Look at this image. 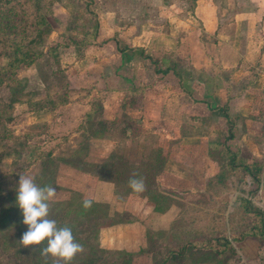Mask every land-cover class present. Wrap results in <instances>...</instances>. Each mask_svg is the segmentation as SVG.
I'll use <instances>...</instances> for the list:
<instances>
[{"label": "crops", "instance_id": "0c3cea01", "mask_svg": "<svg viewBox=\"0 0 264 264\" xmlns=\"http://www.w3.org/2000/svg\"><path fill=\"white\" fill-rule=\"evenodd\" d=\"M80 1L74 3L82 6L85 29L71 26L63 35L72 37L58 41L52 35L62 33L52 29L48 37L49 46L63 42L57 63L64 84L42 108L45 127H33L35 138H49V161L56 162L52 187L64 196L57 202L78 206L79 200H92L101 224L97 248L130 254L129 264L160 262L179 246L218 237L231 242L234 258L192 253L174 264H264L263 241L239 237L242 199L250 200L251 181L241 170L229 171L224 151L225 146L243 159L264 161V0H237L235 11L225 8L233 0ZM189 5L193 11L171 9ZM77 89L85 93L71 99ZM60 94L66 95L63 104ZM229 95L227 119L221 106ZM94 103L100 112L92 123L83 122ZM229 133L232 138L224 142ZM69 136L80 141L63 150ZM153 152L161 153L157 185L169 197L163 213L153 211L144 191L121 192L117 182L69 163L73 156L75 163L103 165L112 157L114 166L141 168L156 165ZM61 170L72 174L68 183L89 180L91 187L66 192L58 184Z\"/></svg>", "mask_w": 264, "mask_h": 264}, {"label": "rangeland", "instance_id": "374dc122", "mask_svg": "<svg viewBox=\"0 0 264 264\" xmlns=\"http://www.w3.org/2000/svg\"><path fill=\"white\" fill-rule=\"evenodd\" d=\"M60 1L62 4L58 5L59 3H55L51 8V12L48 14V21L52 29H54V32L57 34L62 33V35H52V39H57V41L62 37H72V35H63V33L68 31L69 27L72 26L73 29L79 30L82 26L85 29V23H87L83 20L84 12L82 6L77 7L72 0ZM221 1L222 3H227L226 0ZM236 1L233 0L230 6L225 5V8L228 11L238 10L239 7L234 5ZM190 7V5L184 7L173 6L171 9L179 10L181 8V11L184 12L187 9L189 10ZM66 29L67 31L64 32ZM47 39L48 41L46 40L42 44L38 41L33 47L38 50H46V47L49 46V38ZM62 54L64 55L63 52ZM64 61H68V59L65 58L63 59ZM57 62L58 60L56 61L53 56L45 55L32 67L21 70L18 73L17 82L11 81L6 86L1 87L0 97L3 106L0 104V129L5 127L14 134V137L9 139L7 144H5V141L0 140V153L4 154V157L0 160V214L6 207L8 208L15 203L14 201L11 202L9 197L13 195L17 197L16 190L20 175L33 177L35 183L40 187L49 186L51 177L49 178V157L46 156L47 151H49V138H44V141L47 139L44 142L45 145L43 144L41 147H38L37 144L43 141L30 137H35L33 136L36 133L33 132L36 130L33 128L35 125L41 126V128L45 127L43 123L48 116L47 112L42 110V108L48 105L49 94H53L56 91L59 92L61 85L64 84L62 79L63 72L58 68L60 62ZM84 93L85 90L77 89L75 93L72 92L70 98L75 99L76 97H81ZM35 112H38L36 113L37 118L36 115H31V113L35 114ZM69 137V140L64 143L65 145H62L63 150L71 149L72 146L77 147V143L80 141L77 136ZM42 147L43 149H41ZM65 154H69V152ZM13 170H17L16 176L8 175V172ZM142 170H144L143 167H141ZM154 171H147L141 174L145 188L151 182L157 183L156 175L153 174ZM68 173L69 170H61L60 175L62 177L58 181L59 186L65 189L66 192H73L69 188L72 187L75 191H80L79 193L81 194V190L85 186L87 188L91 187L89 180L83 183L75 182L73 185L68 183L67 179H65L66 176L68 178L73 177L72 174ZM240 181H243V179ZM59 192L49 202V219L58 215L59 210L69 209V207H65L66 204L64 201L57 202L56 199L64 197L62 195L63 191ZM10 214V217H13L11 219L12 221L2 222L0 224V264H64L63 261H58L51 256L41 255V249L46 246V243L40 246L23 247L20 244V239L23 233L27 231V226L22 222V212L17 208ZM69 218L70 216L66 217L65 222L68 221L69 223ZM199 219L200 223H202L205 218L201 215ZM238 221L243 224V217L238 218ZM90 223L92 225L90 232L89 227H87L88 224L81 222V220L75 223L77 228L75 231L76 236H74L77 240L75 241L82 244L84 250L82 253L76 255L73 261H71V264H125L127 259L124 256L101 252V250L96 248V241L93 238V228L95 225L93 224V220ZM151 250H155L154 254L157 257L159 250L156 251L154 246H152ZM145 264H156V262L151 263L150 258H147Z\"/></svg>", "mask_w": 264, "mask_h": 264}, {"label": "trees", "instance_id": "16d2710c", "mask_svg": "<svg viewBox=\"0 0 264 264\" xmlns=\"http://www.w3.org/2000/svg\"><path fill=\"white\" fill-rule=\"evenodd\" d=\"M78 3H82L80 0ZM80 1V2H79ZM55 3H61L60 0H0V90L2 86H6L11 81H18V73L20 70L29 68L32 65L36 64L37 61L44 57L45 55L53 56L55 60H58V48L63 44L62 41L54 44L53 46L46 47V50H38L33 47L35 43L39 41L40 44L42 42H46L50 33L52 32V26L48 21V14L51 12V8ZM86 7V6H85ZM194 7L191 6L189 11H193ZM91 39L94 40L96 37V30L89 35ZM64 39V37H62ZM143 56V55H141ZM150 58L151 57H146ZM153 60V59H151ZM154 65H157V61H153ZM161 73L157 71V73ZM167 70L162 73L166 74ZM256 74V71H253ZM66 95H59V103L63 104V99ZM231 99V96H227L226 102L221 106V110L224 113L225 117L228 119V104ZM62 100V101H60ZM0 104L3 106L1 97ZM52 109L53 107H47ZM101 107L99 104L94 103L90 111L86 113L83 117V122L92 123L93 114L99 113ZM104 131V127L101 124V131ZM93 131L91 130L90 136H95ZM102 137L101 134H97L96 137ZM14 134L2 127L0 129V140L5 141V144L9 142V139L13 138ZM35 138V137H30ZM232 138L231 134L227 139L230 140ZM35 139H41L44 141L41 135L37 136ZM87 139V138H86ZM85 140V139H84ZM223 142V144H225ZM42 143L39 145L41 146ZM86 148V146L84 147ZM225 148V156L227 158V167L229 171L236 172L241 170L243 175L249 177L251 181V188L249 190V194L254 196L260 189L261 185V177L264 171V161L257 162L253 159L247 160L239 157L238 152H230ZM84 151V149H83ZM81 151V155L83 154ZM85 154V153H84ZM83 154V155H84ZM52 155V150L47 151L46 156L50 158ZM161 153L153 152L151 163L156 164L155 166L148 165L144 166L141 171L140 167H133L131 169L127 168L124 163H118L120 166H114L112 157L108 160L107 163L103 165H93L83 163L80 159L76 163L72 161L74 158L71 156L69 158V163L75 165L77 168L84 170L88 173L98 176L99 178H103L106 180H111L113 182H117V187L119 191L124 193H135L129 187V180L132 178H141V174L143 172H149L155 170L153 174H157L162 169L161 162ZM4 157V154L0 153V160ZM116 158V161H120V158ZM55 161H49V186H53L52 177L54 174V166ZM117 164V162H116ZM133 172L131 176H124L127 171ZM17 170L9 171L8 175L16 176ZM124 177V178H122ZM143 196H145L146 200L150 202L153 206L154 212L163 213L166 211L168 206L169 197L162 193L159 190V186L155 182H151L146 185L145 191L143 192ZM16 196L13 195L9 197L10 201H14L12 206L6 207L4 211L0 214V224L2 222H11L13 217H10V213L14 212L18 207L16 203ZM66 204V203H65ZM73 202H69L65 205V207H69L68 210L62 209L59 210L58 215L52 217L53 220L57 222L58 227H69L72 230L73 236L75 235L76 226L75 223L84 222L88 224L89 232L92 228L91 221L93 220V224L95 227L93 228V238L96 241L97 248V239H98V230L101 224L96 223L95 209L96 206L92 204V207L89 209H85L83 207V201L79 200L78 206H75ZM62 206H64L62 204ZM242 211L244 213L243 217V227L244 232H242L239 237L241 239L249 236L256 237L264 243V213L262 210L255 207L250 200L242 199ZM70 216L69 220L65 222V218ZM72 217V218H71ZM239 238V239H240ZM77 240L76 237H74ZM235 241L237 239H234ZM192 253H198L206 258H210V256H220L222 254L228 253L229 259L234 258L236 256V252L233 249L231 242L227 239V237H218L215 240L205 241V240H197L194 242L186 243L182 246H179L175 250H170L166 253L165 257L160 261L156 262V264H174L177 260H182L187 258ZM117 256H123V253L116 254ZM124 257L127 259L125 264H129L131 255L125 254ZM92 262V261H91ZM85 263V262H84ZM106 264V263H104Z\"/></svg>", "mask_w": 264, "mask_h": 264}, {"label": "clouds", "instance_id": "9594fccd", "mask_svg": "<svg viewBox=\"0 0 264 264\" xmlns=\"http://www.w3.org/2000/svg\"><path fill=\"white\" fill-rule=\"evenodd\" d=\"M129 187L135 193L145 189L143 178H132ZM17 207L21 210L23 224L27 231L23 233L20 244L25 247L40 246L41 255L51 256L64 264H71L77 254L83 252V245L76 242L69 227H58L57 222L49 219V202L57 196L56 188L40 187L31 176L20 175L17 188ZM93 201L85 199L83 207L89 209Z\"/></svg>", "mask_w": 264, "mask_h": 264}, {"label": "built area", "instance_id": "2783aa9c", "mask_svg": "<svg viewBox=\"0 0 264 264\" xmlns=\"http://www.w3.org/2000/svg\"><path fill=\"white\" fill-rule=\"evenodd\" d=\"M248 185L250 186V183H248ZM261 192H263V190L261 189V185H260V189L257 192V194H255L254 196H250L249 199L254 204L259 205L260 207H262L264 209V192H263V195H259Z\"/></svg>", "mask_w": 264, "mask_h": 264}, {"label": "water", "instance_id": "95a60500", "mask_svg": "<svg viewBox=\"0 0 264 264\" xmlns=\"http://www.w3.org/2000/svg\"><path fill=\"white\" fill-rule=\"evenodd\" d=\"M261 189L264 191V173L261 177Z\"/></svg>", "mask_w": 264, "mask_h": 264}]
</instances>
